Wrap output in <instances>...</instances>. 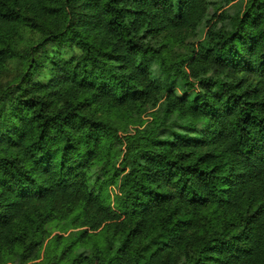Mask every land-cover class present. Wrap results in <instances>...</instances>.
<instances>
[{
  "label": "trees",
  "instance_id": "trees-1",
  "mask_svg": "<svg viewBox=\"0 0 264 264\" xmlns=\"http://www.w3.org/2000/svg\"><path fill=\"white\" fill-rule=\"evenodd\" d=\"M0 264H264V0H0Z\"/></svg>",
  "mask_w": 264,
  "mask_h": 264
},
{
  "label": "rangeland",
  "instance_id": "rangeland-1",
  "mask_svg": "<svg viewBox=\"0 0 264 264\" xmlns=\"http://www.w3.org/2000/svg\"><path fill=\"white\" fill-rule=\"evenodd\" d=\"M154 110H151V111H146V112H143V113H140L139 111H136L133 113V121H135V124L136 125H140V124H143L144 126L151 121V114ZM130 129H134V127H130ZM78 231V230H76ZM68 234L64 235V236H67Z\"/></svg>",
  "mask_w": 264,
  "mask_h": 264
}]
</instances>
